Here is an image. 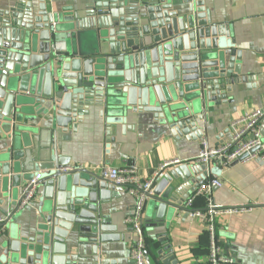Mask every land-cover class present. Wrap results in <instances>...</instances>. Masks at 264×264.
<instances>
[{
    "label": "water",
    "instance_id": "water-1",
    "mask_svg": "<svg viewBox=\"0 0 264 264\" xmlns=\"http://www.w3.org/2000/svg\"><path fill=\"white\" fill-rule=\"evenodd\" d=\"M204 13L203 0H86L71 12L16 0L0 9V133L20 146L40 116L53 136L75 132L84 119L101 118L110 128L150 116L175 138H201L199 123L244 81L240 52L219 40ZM1 165L8 171L7 161ZM211 166L194 161L160 173L147 201L148 227H163L183 210L182 192L204 185ZM46 167L37 182L38 234L9 230L0 264H78L65 245L74 238L92 246L97 264H119L99 254L118 239L99 207L116 187L55 153ZM153 263L178 264L169 246Z\"/></svg>",
    "mask_w": 264,
    "mask_h": 264
},
{
    "label": "crops",
    "instance_id": "crops-1",
    "mask_svg": "<svg viewBox=\"0 0 264 264\" xmlns=\"http://www.w3.org/2000/svg\"><path fill=\"white\" fill-rule=\"evenodd\" d=\"M15 1L0 0V9ZM85 1L45 0L57 8H66L67 12L75 11ZM203 2L205 19L219 27L222 33L219 40L240 52V61L236 60V64H240L244 77V81L232 86L231 93L226 95L228 102L209 113L206 123H199L204 135L195 140L182 136L175 138L154 124L150 116L144 119L129 116L110 128L101 118L84 119L75 132L62 134L57 130L56 136L40 116L30 123L31 130L20 146H12L9 137L0 133V220H3L0 255L9 230L18 231L28 239L38 234L39 189L27 208H18V201L23 186L36 173L46 171L53 153L58 158L68 159L71 166L96 173L103 166L123 168L135 165L139 176L148 180L164 163L179 160L180 164L190 165L201 140L206 139L210 146H219L229 138L228 128L232 121L244 113L264 110V0ZM33 3L37 4L38 0ZM79 15L82 16V11ZM261 132L264 143L263 123ZM1 161H7L8 171H3ZM177 165H169L160 173ZM198 176L192 172L193 183ZM210 176L220 180L222 186L214 188L206 197L197 198L194 209L204 208L208 198L215 206L248 208L244 213L216 218L218 240L224 254L233 259V264H264V164L250 161L225 168L212 164ZM200 177L203 181L207 178L205 174ZM191 193L188 188L182 192L184 202ZM110 194V199L99 207L108 223L117 228L118 239L102 245L99 254L105 262L115 260L127 264L131 262L134 237L124 220L133 210L134 198L118 187ZM148 208L149 202L143 218L146 257L150 264H154L157 252L168 246L174 251L178 264H207L208 237L201 221L189 219L183 210H178L163 227H158L156 221L148 227L146 222L151 217ZM65 245L67 254L78 264H97L99 255L94 256L92 246L83 239L66 240Z\"/></svg>",
    "mask_w": 264,
    "mask_h": 264
},
{
    "label": "built area",
    "instance_id": "built-area-1",
    "mask_svg": "<svg viewBox=\"0 0 264 264\" xmlns=\"http://www.w3.org/2000/svg\"><path fill=\"white\" fill-rule=\"evenodd\" d=\"M264 119V110H254L244 113L240 118L229 125L230 136L219 146H210L206 139L201 140L200 147L194 161L204 165H218L221 168L236 163L255 161L264 164V143L261 134V123ZM180 164L179 160L164 163L160 171L148 179H142L135 165L123 168L103 166L98 175L114 187L123 188L134 198V207L124 220L133 234V244L130 250V260L133 264H146V240L144 235L143 212L149 197L153 193L156 178L169 165ZM42 173H37L22 188L18 201V208L30 206L37 191V182ZM222 183L217 178H210L204 185L192 192L184 202L183 211L189 219H197L204 225L208 237L207 264H233V259L225 255L217 236L216 218L248 211L245 207H219L211 200L206 199L205 207L194 209V202L199 197H206L214 188H220ZM3 230V220H0V233Z\"/></svg>",
    "mask_w": 264,
    "mask_h": 264
},
{
    "label": "trees",
    "instance_id": "trees-1",
    "mask_svg": "<svg viewBox=\"0 0 264 264\" xmlns=\"http://www.w3.org/2000/svg\"><path fill=\"white\" fill-rule=\"evenodd\" d=\"M196 203H194V205H195Z\"/></svg>",
    "mask_w": 264,
    "mask_h": 264
}]
</instances>
